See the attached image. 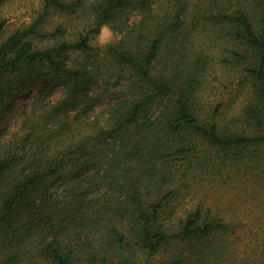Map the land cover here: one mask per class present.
<instances>
[{
	"label": "trees",
	"instance_id": "1",
	"mask_svg": "<svg viewBox=\"0 0 264 264\" xmlns=\"http://www.w3.org/2000/svg\"><path fill=\"white\" fill-rule=\"evenodd\" d=\"M42 2L0 45V120L30 85L65 95L44 92L0 142V264H134L163 249L158 264H264V0ZM49 9L87 19L37 46ZM105 26L118 41L92 47ZM215 60L235 88L211 85Z\"/></svg>",
	"mask_w": 264,
	"mask_h": 264
},
{
	"label": "rangeland",
	"instance_id": "2",
	"mask_svg": "<svg viewBox=\"0 0 264 264\" xmlns=\"http://www.w3.org/2000/svg\"><path fill=\"white\" fill-rule=\"evenodd\" d=\"M89 2L90 0H84ZM43 2L42 0H5L0 7V21L5 23V28L0 35V45L10 37L16 30L22 29L36 20L42 13ZM144 11L141 8L136 9L130 14V21L132 24H136L142 17ZM85 14L77 13L75 15H67L56 9H49L47 15L43 20L42 30L45 34L43 41L34 42L37 46H46L53 43L58 38H69L75 37L77 32L81 30V27L85 24ZM102 27L99 32L90 37V45L94 48H104L105 46L117 42L119 37L109 29V35L102 37ZM57 30L64 31V35L56 34ZM209 54L215 56L216 60L220 59L225 53V50L220 47L218 42H213L211 45ZM215 60V61H216ZM219 64V65H216ZM213 68L208 70V78L213 87H217V83L222 82L227 88H235L237 84L236 73L227 72L230 65H223L219 61L213 63ZM239 74V73H238ZM239 76V75H238ZM10 79L11 76H7ZM230 82L232 85H228ZM106 85L101 81L89 86L83 93L87 96H96L100 94ZM44 92H51L50 97L47 98L51 104H56L63 99L65 95V89L62 87L53 86L47 83H38L30 85L21 95L15 96L9 99H3L2 105V116L0 120V142H3L13 135L19 134L22 129V122L24 118L29 115L32 104L35 99L39 97L45 98ZM207 103L212 104L217 99L211 95ZM102 100L94 101L91 104V108H88L87 113L89 116L95 115L102 105ZM105 102V100H104ZM68 103V102H67ZM83 101L80 98L72 100L68 103L66 109L67 114L75 113L83 108ZM130 252H127V256H131ZM171 256L169 249H163L157 254L146 257L145 254L138 251L134 253V264H142L146 259L147 263L158 264L165 262Z\"/></svg>",
	"mask_w": 264,
	"mask_h": 264
},
{
	"label": "clouds",
	"instance_id": "3",
	"mask_svg": "<svg viewBox=\"0 0 264 264\" xmlns=\"http://www.w3.org/2000/svg\"><path fill=\"white\" fill-rule=\"evenodd\" d=\"M109 35V29L105 26L102 29V37H107Z\"/></svg>",
	"mask_w": 264,
	"mask_h": 264
}]
</instances>
